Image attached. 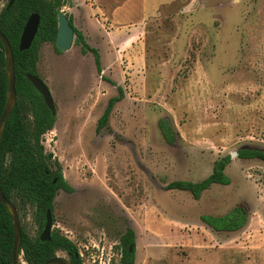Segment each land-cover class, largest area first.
<instances>
[{
	"label": "rangeland",
	"instance_id": "374dc122",
	"mask_svg": "<svg viewBox=\"0 0 264 264\" xmlns=\"http://www.w3.org/2000/svg\"><path fill=\"white\" fill-rule=\"evenodd\" d=\"M8 1L0 0V14ZM170 1L132 0L123 21L151 17L124 30L108 23L114 0H101L104 11L92 19L79 10L74 25L99 50L102 76L125 93L100 134L117 87L79 46L42 49L38 75L57 108L43 145L74 189L55 199L53 232L76 244L83 264H120V237L129 229L135 264H264L261 161L233 157L231 184L212 186L199 201L166 190L206 179L217 160L242 148L264 150V0ZM160 119L177 133L174 146ZM237 207L249 217L239 232L217 234L201 221ZM18 211L26 234L41 236L34 209Z\"/></svg>",
	"mask_w": 264,
	"mask_h": 264
},
{
	"label": "trees",
	"instance_id": "16d2710c",
	"mask_svg": "<svg viewBox=\"0 0 264 264\" xmlns=\"http://www.w3.org/2000/svg\"><path fill=\"white\" fill-rule=\"evenodd\" d=\"M9 3L10 0L0 14V30L7 37L13 50L18 99L6 123L0 145V190L18 210L26 206L34 209L36 222L42 233L47 212H54V203L59 191L71 194L74 189L64 179L59 161H53V157L45 152L44 136L54 129L57 117L52 115L43 97L27 79V75L39 78L37 64L43 44H52L55 52L61 54L56 46L58 15L67 5V0H16L11 7ZM33 14L39 15L41 19L38 33L31 48L20 51V38ZM66 16L75 31V45L80 47L81 55L92 54L97 74L102 76L99 50L87 43L84 34L75 27L73 16L68 14ZM102 80L117 87L118 96L109 100L98 121L97 134L109 127L115 105L125 97L121 86L103 76ZM7 94L8 73L5 51L0 40V118L5 108ZM158 127L166 143L174 146L178 135L170 121L160 119ZM237 155L241 160H258L264 164V150L242 148ZM232 159V156L228 155L217 160L211 175L200 182L177 181L169 184L166 190L188 191L195 201H199L212 186L231 184L226 169ZM248 220L247 210L242 207H237L221 217H201V221L217 234L239 232L246 227ZM135 240L136 235L131 229L120 237V264H135ZM13 245V219L8 208L0 205V264H13ZM131 246L134 247L132 252ZM58 251L69 256L70 264H83L76 244L58 231L52 232L49 242H42L40 236L32 239L22 228L20 253L23 254L22 259L26 264H45L55 258Z\"/></svg>",
	"mask_w": 264,
	"mask_h": 264
},
{
	"label": "water",
	"instance_id": "95a60500",
	"mask_svg": "<svg viewBox=\"0 0 264 264\" xmlns=\"http://www.w3.org/2000/svg\"><path fill=\"white\" fill-rule=\"evenodd\" d=\"M16 0H10L9 7H11ZM40 16L33 14L27 21L25 28L23 30L22 36L20 38V51L29 50L33 44V41L38 33L40 26ZM75 31L71 26L69 18L62 12L58 15V28L56 36V46L61 53L69 52L75 44ZM0 40L3 44L6 58V67L8 73V94L5 104L3 114L0 118V145L3 136V132L6 123L12 114L16 104H17V92H16V74H15V61L14 54L11 45L7 37L0 30ZM27 79L33 85V87L39 92L43 97L44 102L48 109L51 111L53 116H57V108L54 102L53 96L48 88V86L38 77L27 75ZM237 157V153L231 155ZM0 205H4L8 208L12 219L14 227V245L12 251V262L13 264H23L22 256L20 253V245L22 242V224L19 215V211L16 205L6 198V196L0 190ZM54 218L51 211L47 212L46 224L44 230L40 236L42 242H49L51 240V235L53 232ZM133 251V247L130 248V252ZM45 264H70V262L65 261L63 258L56 256L55 258L49 260Z\"/></svg>",
	"mask_w": 264,
	"mask_h": 264
},
{
	"label": "crops",
	"instance_id": "0c3cea01",
	"mask_svg": "<svg viewBox=\"0 0 264 264\" xmlns=\"http://www.w3.org/2000/svg\"><path fill=\"white\" fill-rule=\"evenodd\" d=\"M114 1H115L113 2L114 5L112 6L111 10L107 12L108 13L107 20H108L109 25H111L112 27H116V28L124 30L125 28H128L129 26H132V27L136 25L139 26L140 24H143L146 19L151 17V16L145 17L138 23H132L131 21L125 22L121 18L122 16H127V14L131 12L130 6L132 5V0H114ZM100 2L101 0H83L82 3H80L79 0H67V5L63 8L61 12L64 13L65 15L68 14L70 16H73L74 20H76L79 10L84 6L89 12L90 19H92L91 18L92 15H97L99 10L104 11V8H101L99 5ZM160 6L161 5L155 7V12L152 16H154L157 13V10L159 9ZM43 48H47V50L51 52L52 54L56 53L53 45L50 43H45L41 46L40 52H39V61L37 64V71L39 74H40L39 63L41 60V51Z\"/></svg>",
	"mask_w": 264,
	"mask_h": 264
},
{
	"label": "flooded vegetation",
	"instance_id": "af4514ba",
	"mask_svg": "<svg viewBox=\"0 0 264 264\" xmlns=\"http://www.w3.org/2000/svg\"><path fill=\"white\" fill-rule=\"evenodd\" d=\"M131 247H133V246H131ZM133 249H134V247H133Z\"/></svg>",
	"mask_w": 264,
	"mask_h": 264
}]
</instances>
